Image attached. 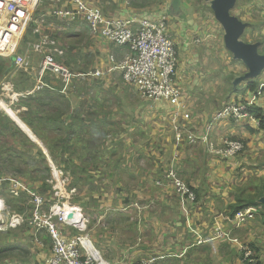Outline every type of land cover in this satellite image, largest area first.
Here are the masks:
<instances>
[{
  "label": "crops",
  "instance_id": "0c3cea01",
  "mask_svg": "<svg viewBox=\"0 0 264 264\" xmlns=\"http://www.w3.org/2000/svg\"><path fill=\"white\" fill-rule=\"evenodd\" d=\"M87 1L95 6H98V3H95L93 0ZM142 1L147 2V0ZM253 1L257 3L258 7L261 6L264 11L263 0ZM43 2H45V0H42V4ZM166 2H164L165 7L172 9L171 15L168 14V11V13L165 12L159 16H154L147 12L139 14V12H137L138 8H135L138 6L132 7L128 1L124 0H112V2L107 1L108 6H105L103 4L104 10L100 6L98 7L101 8L105 15L111 17H129L131 15H139L149 18H157L160 16L166 18L169 31L176 43V49L178 52L179 65L177 70V86L179 88L181 96L180 104L174 106L166 100L153 102L152 100L145 99L142 96L141 99L137 96L134 97V100L130 105L131 110L144 108L149 112L152 111V114H149L145 117H153V120H156V122L159 123V126L163 127V129L167 124V134H164L163 130L161 129L158 132V135L162 137H169L170 133V136L176 143L174 124H179V126L183 128L185 132L191 131L199 136H204L206 134V128L209 122L212 120L213 115L220 110L219 108L217 110L208 112L207 109L203 107L206 101H200L199 97L205 89H208V86L206 85V79L207 77H210V69L207 67L208 73L206 74L208 75L205 78L203 74L201 75V73L206 67V64L210 63L213 57V50L211 47L212 41L216 38L212 36L211 33H214L216 29L217 32H219L220 22L218 20H216V22L214 19L209 18L210 15L205 10H203L206 9L203 4H198L197 2L195 3L189 0H182L179 10L174 11L173 6L170 3L169 6V4H167ZM53 3L54 2L52 0H49L47 5H45L46 7H42L40 12H48ZM189 10L194 11L192 13L188 12L186 14V11ZM241 14L242 12H240L239 14L237 13L239 17H243H240L243 20H249L245 19V17ZM181 15H183L182 17L185 18L180 19ZM48 21L50 24L46 26L45 33H48L53 38H55L63 50V54L57 55V61L67 66L73 72L90 73L97 69L108 70L114 65L111 62V56H114L117 61H120L129 52L128 46H117L112 42L102 38L101 36L93 35L90 32L88 24L83 17L74 20L73 22H69L65 19L54 18L50 16L48 17ZM60 23L63 25H60ZM224 34L225 33H223V39ZM225 49L229 51L226 46ZM32 54L33 53H31V67L28 70H24L28 72L32 78L29 86L26 89L17 90L16 83L12 80L15 75L17 76V69H15V72L8 77L7 81H3L0 83V88L2 89L3 93L7 95V97L5 96L6 99L1 100L3 104L6 105V107L0 104V178H9L14 176V174H11L7 171L9 162H14L12 160L13 156L17 157V155L23 153L27 149L26 146H28V150H31V158L34 157L32 161L36 160V165H31V172L36 173L40 170V164L38 163L39 161L37 162V158H39L40 163H46V168H48V175L47 177L43 175L39 177L38 174H31V179L27 181L24 180V182L42 195L46 194V196H48V204H51L53 200L58 198L65 204H74L82 211L81 206H83V202L79 199H71V194L74 191L73 189L79 186L78 180H75L78 185L68 187L69 190L66 189V185L68 182L65 183V181L62 180L64 172L73 177L72 173L65 168V160L69 158V153L66 152V154L59 155V151L57 150L58 148L54 149L52 145L54 142L59 141L56 139H62L66 136L67 129L62 130L61 127H66L73 123L72 116L74 111L79 115V117L86 118L85 121H88V116H92L91 118H94V116L98 112L96 104L93 102L92 98L94 88L96 89L106 81L114 78L115 74H119L118 77L121 78L122 84L125 82V80L123 78L122 72L120 70L114 69L110 72H107L103 76L88 75L85 78H73L70 85L65 86V83L62 80L61 82H58L53 73L48 71L46 75L42 77L44 82L43 84H41L39 78V70L41 66L42 56L37 54H34V56H32ZM200 60L202 61V63L200 62ZM204 71L206 72V68ZM47 78L49 79L47 80ZM202 82L204 83L202 84ZM207 82V84L209 85V81ZM125 83L126 85H130L127 82ZM243 84L244 87H242V89L240 88V90V85L238 86V88H235L233 86V89H236V91L231 92L232 94L226 97L227 99H231L229 102H233L236 99H238L239 101L245 100L251 95V91L248 89V83L243 82ZM240 91L244 93L239 95ZM87 92L90 93L88 96L86 95ZM136 92H138V90ZM130 94H132L133 96V93L130 92ZM96 97L98 99V96ZM88 101H92L93 104H90ZM96 102L98 103V100ZM101 107L102 105L100 106V108ZM87 110L92 111V114H88ZM177 112H179L180 115H176ZM100 117L108 120V129L117 124L116 120L108 118L111 116L105 113H101ZM100 117L98 118L103 121ZM132 119L134 118H131V120ZM80 122L81 120H79V123ZM257 126L258 125L253 119H247V121L240 122L234 119L222 120L215 125L213 132L209 134L208 142L199 141L198 143L193 145L185 142L181 145H177L178 148L181 147V150H179L180 155L190 154L189 157H191V159L189 160V162L183 160V163L192 164V167L188 168L187 165L181 163V167L178 169L179 174L184 177H186L187 175L190 181L197 188H199L203 201L204 198L206 199L208 195L207 191H210V189L208 188L211 187L214 181V178H210V174H206V169L209 168L210 170L214 167L213 170H215L217 162L233 159L224 158L216 154H213L214 156L212 157L211 153L213 152L214 146H211V143L213 142L217 144V146H220L223 144V141L225 139L227 140L230 138H238V140H241L242 138L246 139L244 140L245 143L248 140L247 142L249 146V154H254L255 150L257 149V152H255V156L257 154L260 155L258 144H253L250 141L254 136L258 139V136L261 134V132L264 133L263 131H260L259 127ZM82 134L83 133L81 132L80 136L84 135ZM77 139L78 138L76 137L75 140L77 141ZM34 150H36L35 153ZM171 152H173L174 154V150L172 151L171 149L166 152L168 157L171 156ZM83 153L85 154L88 152L87 150H83L81 154ZM174 156L175 154L171 159L172 162L174 161ZM74 158H77L76 163L77 160L80 161L81 159L80 156L75 155ZM198 158H203L202 162H198ZM48 160L50 161V164L49 162L47 163ZM155 162L158 163L157 161ZM220 163H222L221 168H225L224 162ZM202 167L204 169L200 170ZM58 168L61 170H59ZM52 169L53 177L56 179V183L65 186L63 187L64 191L61 186H59L58 190V185H54V181L52 182V180L46 179L51 177ZM95 170H101V168L96 167L95 165V169L93 171ZM196 171L197 175L195 174ZM101 174H103V172ZM124 175L125 174H123V176ZM85 176H87V174ZM110 176H116V172H112ZM195 176H197L196 179H194ZM202 176H209V179L203 178L200 182H198L197 179L201 178ZM196 181L199 185H196ZM46 184H48V188ZM44 189H47V191L43 192ZM240 191L241 189L238 190L239 195H241ZM56 192H58L59 196L56 195ZM247 192H249V190ZM130 193L132 195V190ZM12 196L19 197L12 195L5 185L0 189V201L2 203L4 202L3 205H5V209L3 210L2 207V210H0V214H2L3 216L2 220L5 221V224H1L2 220L0 224L3 228H6L4 230L0 228V244H2V247H4L0 251V264H46L47 260L52 256V239L45 230H41L37 238L35 236L36 234H34L33 232V229L29 227L27 223L26 226H23L24 223L22 225H19L20 227L10 226V215L6 212V210L7 207L10 206L7 201L9 200V198H12ZM20 196H22V194ZM27 196L26 199L28 200L29 196ZM131 200H134V198L127 199L126 203H129ZM121 201L122 200H120V202ZM235 202L236 199L230 205L234 204ZM126 203L123 202V206L127 205ZM161 203L162 206H164L163 211L170 210L172 208L178 209V206L181 208L179 196H177L176 203H174L167 197H163ZM19 205L25 206L24 212L27 210L26 203ZM193 205L194 204L190 203L189 207L192 208L194 207ZM230 205L229 209L231 210ZM260 208L262 209V207ZM9 209H11L13 213L16 212L11 207H9ZM229 209H227L226 213L231 220L235 218V215H232V210L230 211ZM5 212L8 214V216H5ZM203 221L204 220L202 219V224H200L201 227H203ZM260 221L264 223L263 219L261 220V217ZM106 224L109 225L107 221ZM188 224L189 223L187 221V216L184 212L181 211L176 213V220L174 222L176 230L173 231L172 234L176 236L180 230L186 228L185 235H191L192 233L190 232V230H188ZM211 228L212 226L210 225L205 229ZM10 229L12 230L10 231ZM68 230L70 231L69 235H77L84 232L74 228H68ZM85 231H87V227ZM88 235L91 237L94 244H96L102 257H104V260L108 264L132 263L133 260L124 258L125 256H127L126 241L119 239L114 229L107 226L101 227L99 230L94 229L93 231H91V233H88ZM192 238L193 236L191 235V239ZM147 240L148 239H146L145 243L134 252L135 257L140 256V260H135L137 261V263L141 262L144 258H148L149 256L154 255L159 257V259L155 262L156 264H180V261L185 259L184 257L188 252L193 253V250H191L192 247L188 248V250L186 251L187 246H184L181 250H176L174 252L172 251L173 247H169L165 252L163 250L165 248L164 246L161 245L160 248H158L156 242ZM177 243L180 244V242ZM24 245H26L28 248H26ZM17 249H30L31 251L29 250L28 256L23 257L17 254ZM134 249L135 248H132V250L129 249L128 252H133ZM8 251L10 252V254L7 253ZM2 256L8 257L2 258Z\"/></svg>",
  "mask_w": 264,
  "mask_h": 264
},
{
  "label": "rangeland",
  "instance_id": "374dc122",
  "mask_svg": "<svg viewBox=\"0 0 264 264\" xmlns=\"http://www.w3.org/2000/svg\"><path fill=\"white\" fill-rule=\"evenodd\" d=\"M93 1L98 3V6L103 10V4L108 6L107 1L112 2V0ZM124 1H128L132 7L138 6L135 8H138L137 12L139 14L147 12L154 16H159L167 11L169 12H167L168 14H172V9L165 7L164 2L167 0H147V2H143L142 0ZM48 2L49 0L45 1L44 5ZM196 2L203 4L200 0ZM204 7L206 9L203 10L210 15L209 18L216 21L217 19H215L216 17L209 4H204ZM260 8L261 6L258 7L257 3L253 0H239L232 11L236 15L242 12L241 15L251 22L250 27L243 35V39L248 42H264V11ZM193 11H186V14L188 12L192 13ZM183 15H181L180 19L185 18L182 17ZM60 25L63 24L60 23ZM223 33L222 25L219 23V32L216 29L214 33H211L216 38L212 41L211 47L213 57L211 62L206 64V72L203 67L204 69L201 73L205 78L208 75L206 74L208 73L207 67L210 69V77L206 79L209 81V85L206 81L208 89H205L199 96L200 101H206L203 107L208 112L223 108L231 100L226 97L232 94L231 89L233 88L235 77L247 72L246 66L241 61L235 60L232 53L225 49ZM35 39L37 37L33 34L32 27H30L26 33L22 48L24 49L27 41H34ZM200 62L202 63L201 60ZM118 76L119 74H115L111 80L106 79L108 81L105 80L106 82L102 84L103 86L100 85L96 89H93L94 93L92 95L93 102L98 109L96 115L100 117L101 113H105L111 116L108 118L116 120L117 124L108 129L109 124L105 122L108 120L100 117L103 121L98 122L100 124L96 128V130L98 129L100 131L96 134L98 137V146L95 147L96 138L94 131V139L92 136V141H94V144H92L93 150L89 147L91 133L89 134L86 131L77 141L74 140V142L76 141L75 145H77L79 154L83 150H87L88 154L91 153V155L97 158L98 167L102 170L93 171L95 169L93 160L86 163H83L81 159L80 161L77 160V165L80 167L78 168V175L81 176L79 178L82 180L78 178L79 186L73 189L71 199H79L83 202V206L81 207L85 221H87V231H84V233L88 234L94 229L99 230L101 227L106 226L114 229L117 237L126 241L127 256L124 258L133 260L131 264L137 263L135 260H140V256L135 257L134 252L145 243L146 239H148L147 241L156 242L158 248L161 245L164 246L165 248L163 250L165 252L169 247H173V252L181 250L184 246H187L186 251L192 247L191 250H193V253L188 252L184 257L185 259L180 261V264H244V261L249 260V257L252 256H259V260L264 261V223L260 221V217H262L261 211L256 209L252 217L249 216L242 222H238L235 218L230 220L226 213L229 205L240 197L238 194L239 189L247 192L250 190V186L254 185L261 178H264V133L261 132L258 139L254 136L250 140L253 144H258L260 155L257 154L255 156L257 149L254 154H249L248 140L245 143L244 140L246 139L241 138V141L243 140L245 145L244 150L235 157H231L233 159L220 161L224 162L225 168H221L222 163L217 162L215 170H213L214 167L210 170L209 168L206 169V174H210V178H214L211 187L208 188L210 191H207L208 195L206 199L204 198V201L202 198L196 200L192 203L194 204L192 208L188 205L184 206V201L177 191L176 185L173 182L167 181L166 178L164 180V177L167 174L168 168L172 167L175 168L178 176L185 181L186 179L182 178L178 169L181 167V163L187 165L188 168L192 167V164L183 163V160L189 162L191 159L189 157L190 154L180 155L179 150H181V147H177V143L173 141L170 133L169 137L158 135L161 129L164 134H167V124L163 129L156 120H153V117H145L152 114V111L149 112L144 108L131 110L130 104L133 102L134 97L138 96L141 99V95L139 92H136L135 87L126 85L125 82L122 84V80ZM256 79L259 81L260 79H264V72L262 76ZM7 80L8 78H4L2 81ZM242 87H244L243 83L239 86V90ZM130 92L133 93V96ZM243 93L240 91L239 95ZM89 94V92L86 93L87 96ZM5 96L7 97L0 88V100L6 99ZM96 96H98V99ZM97 100L98 103L96 102ZM235 101L239 100L236 99ZM88 102L93 104L92 101ZM260 104L264 108L263 99H261ZM101 105L102 107L100 108ZM131 118L134 119L131 120ZM91 130L92 128L89 129V131ZM106 133L108 136H106ZM213 144L214 148L221 146H217L215 143ZM26 148L17 157L13 156L12 160L14 162H9L7 171L26 181L31 179V174H38L39 177L42 175L47 177L48 168H46V163H40L39 158H37V162L39 161L40 170L36 173L31 172V165H36V160L32 161L34 157L31 158V150H28V146ZM170 149L172 151L174 150L175 154L173 162L171 161L174 155L173 152L170 153L171 156L169 157L166 154ZM35 152L36 150H34ZM213 154L216 153L213 151L211 153L212 157L214 156ZM202 160L203 158H198V162H202ZM48 162L50 164L49 160ZM84 169H87V171L85 172ZM203 169L202 167L200 170ZM114 171L116 172V176H110ZM102 172L103 174H101ZM86 174L92 175L87 179L85 177ZM123 174L125 175L123 176ZM195 174L197 175V171ZM203 178L209 179V176H202L197 179L198 182ZM46 179L52 180V182L54 181V185H58V190L59 186L61 188L65 187L56 183V179L53 177V169L51 170V177ZM62 180L65 183L68 182V186L66 185L67 190H69L68 187H71L73 182H76L74 176H69L65 172ZM196 185H199L197 181ZM131 190L132 195L130 193ZM175 194L179 196L181 208L178 206V209L172 208L163 211L162 198L167 197L176 203L177 196ZM43 196L46 199L48 198L46 194ZM130 198H134V200L129 202L133 203L128 204V206H123V202L126 203V200ZM120 200L123 202H120ZM28 205L29 207L25 212L19 213L16 211L15 213L21 214L25 219L28 218L31 215L29 198ZM9 207H7L6 212L9 215L14 214ZM181 211L187 216L189 223L188 230L192 233V239L191 235H185L186 228L180 230L176 236L172 234L176 230V226L174 225L176 213ZM6 212L5 216H8ZM202 219L204 220L203 227L200 226ZM106 221L109 225L106 224ZM26 223L23 226L28 224ZM210 225L212 226L211 229H205ZM28 226L30 227L29 224ZM219 232L225 235L221 234L222 236H220ZM38 235L35 236L38 238ZM177 242H180V244ZM2 246L0 244V251L4 248ZM24 246L28 248L26 245ZM132 248H135L134 251L129 253V249L132 250ZM29 250L17 249L16 252L20 256L26 257L29 254ZM7 253L10 254L9 251ZM5 257L8 256H2V258ZM150 257L157 256L153 255L148 258ZM251 261L249 260V262Z\"/></svg>",
  "mask_w": 264,
  "mask_h": 264
},
{
  "label": "built area",
  "instance_id": "2783aa9c",
  "mask_svg": "<svg viewBox=\"0 0 264 264\" xmlns=\"http://www.w3.org/2000/svg\"><path fill=\"white\" fill-rule=\"evenodd\" d=\"M52 1L54 3L48 12L37 13L39 9L46 7L44 2L41 5L42 0H0V55L14 56L16 69L28 70L31 67V53L40 55L42 56L39 70L41 84L44 82L42 77L49 71L56 78L61 79L65 86H69L73 78H85L88 75L103 76L117 69L122 72L125 82L134 86L143 98L153 102L166 100L174 106L180 104L181 96L177 86L178 52L165 17L149 18L139 15L111 17L87 0ZM50 16L69 22L83 17L93 35L101 36L117 46H128L129 52L120 61L111 56L114 65L108 70L97 69L90 73L73 72L57 61V55L63 54V50L55 38L45 33L46 26L50 24L48 21ZM30 27L37 39L27 41L23 49L22 44ZM261 99L264 101V79H260L257 90L249 98L229 102L217 111L209 122L204 136L191 131L185 132L179 124H174L177 145L185 142L192 145L199 141L208 142L209 134L222 120L234 119L240 122L253 119L259 126L260 122L254 116L251 107ZM176 115L180 113L177 112ZM211 146L214 145L211 143ZM244 148V142L241 140L225 139L220 147H213V151L224 158H231L242 152ZM165 178L176 185L184 206H187L188 202L196 201L195 192L178 176L175 168L169 167ZM4 185L14 196L26 193L32 205L31 215L26 219L16 213L10 214V226L17 227L27 222L34 234L38 235L41 230H45L51 237L52 256L46 264L106 262L88 234L83 232L69 235L68 228L86 230L87 224L79 207L68 203L72 210H67L66 204L58 198L48 204V198L46 199L18 177H1L0 189ZM56 195L59 196L58 192ZM2 207L4 210L3 204ZM255 212L256 209L253 207L243 208L236 213L235 219L238 222L245 221ZM70 214H73V217H70ZM80 215L82 218H79ZM2 218L0 214V222ZM1 224H5V221L2 220ZM1 224L0 228L6 229ZM219 234L222 236L223 233L219 232ZM158 259V257H150L134 264H155Z\"/></svg>",
  "mask_w": 264,
  "mask_h": 264
},
{
  "label": "trees",
  "instance_id": "16d2710c",
  "mask_svg": "<svg viewBox=\"0 0 264 264\" xmlns=\"http://www.w3.org/2000/svg\"><path fill=\"white\" fill-rule=\"evenodd\" d=\"M41 9H39L37 11V13L40 12ZM264 42H262V46H261V52L264 53ZM16 66L13 65L12 60L10 57H5V56H1L0 55V83L3 82L2 80L4 78H8L11 74H13L15 72ZM17 76L15 75V77L12 79L13 81H15L16 86H17V90H24L29 86V83L31 82L32 78L31 75L24 71V69H17L16 71ZM56 78V77H55ZM49 78H47L48 80ZM58 82H61V79H58ZM46 80V78H45ZM259 85V80L258 79H253L248 83V89L251 91V94L253 92H255L257 90V86ZM22 87V88H20ZM236 91V89H231V92ZM48 93V92H47ZM251 96V95H250ZM249 96V97H250ZM248 97V98H249ZM60 98V97H59ZM261 100H259V102L257 104H255L253 107H251V110L253 111L254 116L257 118V120H259V130L264 132V108L261 106ZM88 114H92V111L87 110ZM95 114V113H94ZM94 116V115H93ZM92 117V116H91ZM91 117H87L88 121H85L86 118H81L79 117V115L74 111L73 112V123H71L69 126L66 127H61V129H67V134L64 138L62 139H56L59 141H56L53 143L52 147L58 148L57 150L59 151V155H63L69 153V158H67L65 160V168L67 170H69L72 175L74 176L75 180H78L79 176L78 175V168H80L77 163H76V159L74 158L75 156H80L81 160H83V163L86 162H90L93 160L94 165H96V167H98V160L94 155L88 154V153H83V154H79L77 147L75 145L74 140L80 137V133H85L86 131L91 135H90V141H89V147L92 148V144H94V141H92V136L94 139V131H95V147L98 146V137L96 136L97 133H99L100 131L96 128L99 127L98 122H100L101 120L97 117V115L94 116V118ZM79 120H81V122L79 123ZM107 122V121H105ZM109 124V122H107ZM80 124V125H79ZM92 128L91 131H89V129ZM94 129V130H93ZM107 136V133H106ZM236 140V138H233ZM58 145V146H56ZM93 150V148H92ZM84 171L86 172L87 169H84ZM87 179H89L91 177L90 175L85 176ZM182 178L186 179L185 182L189 185V187H191V189L195 192L196 194V200H199L201 198V193L199 188H197L188 178V176L186 175V177L182 176ZM79 180H81V178H79ZM165 180V177H164ZM47 188H48V184ZM76 186L78 185V183H73L72 186ZM47 189H44L43 192H46ZM26 194H22V196L19 197H13L9 198V200L7 201L8 204L10 205L11 208H13L15 211L19 212V213H23L25 210V206H21L19 204H25L27 205V208L29 207L28 205V200L26 199ZM240 197H238L236 199V202L232 205H230V208L232 210V215L236 216V213L246 207H253L255 209H257L258 211H261L262 213V217L261 220L263 219L264 221V204L259 203V199L264 196V178L258 180L254 185L250 186V190L249 192H244L241 191V195H239ZM28 197V196H27ZM133 203V202H131ZM131 203H127L131 204ZM188 205L190 204L189 202L187 203ZM260 205L262 207V209L260 208ZM258 250V249H257ZM259 256H252L249 257V260H252L251 262H249V260H245L244 264H264V261L259 260L258 258ZM257 260V261H255ZM156 264V263H155Z\"/></svg>",
  "mask_w": 264,
  "mask_h": 264
},
{
  "label": "water",
  "instance_id": "95a60500",
  "mask_svg": "<svg viewBox=\"0 0 264 264\" xmlns=\"http://www.w3.org/2000/svg\"><path fill=\"white\" fill-rule=\"evenodd\" d=\"M214 12L216 19L224 29V43L226 48L232 53L235 60L241 61L247 68L243 75L235 77L233 86L237 88L243 82L249 83L251 80L260 77L264 72V53L261 52V41L248 42L243 39V35L250 27L251 22L245 21L232 11L238 0H207ZM174 11L179 10L181 0H173ZM14 65V56L10 57ZM259 203L264 204V196L259 199ZM73 217V214H70Z\"/></svg>",
  "mask_w": 264,
  "mask_h": 264
},
{
  "label": "bare ground",
  "instance_id": "6f19581e",
  "mask_svg": "<svg viewBox=\"0 0 264 264\" xmlns=\"http://www.w3.org/2000/svg\"><path fill=\"white\" fill-rule=\"evenodd\" d=\"M2 97V96H1ZM0 104L4 107H6L5 104H3V102L0 100ZM11 111V110H10ZM13 114V113H12ZM16 114V113H15ZM21 125V124H20ZM25 126V125H24ZM25 129V128H24ZM28 132V131H27ZM29 133V132H28ZM30 134V133H29ZM4 203V202H3ZM1 201H0V210H2V204H3ZM5 206V205H4ZM66 206L68 207L67 210H72V208L70 207V205L66 204ZM79 218H82V216L80 215ZM8 220V219H7ZM103 264H107L106 262H104Z\"/></svg>",
  "mask_w": 264,
  "mask_h": 264
},
{
  "label": "flooded vegetation",
  "instance_id": "af4514ba",
  "mask_svg": "<svg viewBox=\"0 0 264 264\" xmlns=\"http://www.w3.org/2000/svg\"><path fill=\"white\" fill-rule=\"evenodd\" d=\"M189 1H193V2H195V3H196V1H197V0H189ZM172 2H173V0H168L166 3H167V4H169V3H170V4L172 5ZM200 2H202V3H203V5H204V4H209V6H210V2H209V1H207V0H200ZM181 3H182V0H181ZM170 4H169V6H170Z\"/></svg>",
  "mask_w": 264,
  "mask_h": 264
}]
</instances>
